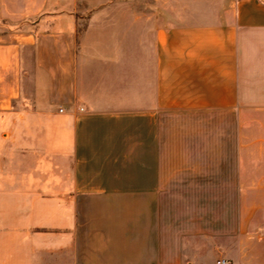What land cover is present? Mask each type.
Instances as JSON below:
<instances>
[{
    "label": "crops",
    "instance_id": "crops-1",
    "mask_svg": "<svg viewBox=\"0 0 264 264\" xmlns=\"http://www.w3.org/2000/svg\"><path fill=\"white\" fill-rule=\"evenodd\" d=\"M231 110H264V0H0V264H218L262 168L239 138L214 228L211 166L167 130Z\"/></svg>",
    "mask_w": 264,
    "mask_h": 264
},
{
    "label": "rangeland",
    "instance_id": "rangeland-1",
    "mask_svg": "<svg viewBox=\"0 0 264 264\" xmlns=\"http://www.w3.org/2000/svg\"><path fill=\"white\" fill-rule=\"evenodd\" d=\"M243 120V129L240 130V114L237 110L180 112L169 118L167 131L179 132L180 147L196 148L198 150L196 163L211 166V179L215 186L211 189L214 228H218L221 223H229V225L231 223L229 220H224L225 214L221 213L223 209L225 212L226 207L228 209L232 207L230 203L228 205L225 203L232 195L229 189L224 187L219 189L222 175L219 172V165L230 164V161L234 164L235 157H230L229 154L236 151L240 144L239 138L243 142L244 149L245 183L252 184V176L257 166L262 168L261 173L264 174V110H246L243 112ZM204 151L206 155L203 156ZM225 176L229 178L228 173ZM227 236L218 237L221 257L229 259L230 255H233L245 261L250 260L254 254V257L264 264V209L259 210L251 219L244 235Z\"/></svg>",
    "mask_w": 264,
    "mask_h": 264
},
{
    "label": "built area",
    "instance_id": "built-area-1",
    "mask_svg": "<svg viewBox=\"0 0 264 264\" xmlns=\"http://www.w3.org/2000/svg\"><path fill=\"white\" fill-rule=\"evenodd\" d=\"M59 111L60 112H63L64 111V108L63 107H60L59 108ZM218 264H228V260L226 258H221L217 261Z\"/></svg>",
    "mask_w": 264,
    "mask_h": 264
}]
</instances>
